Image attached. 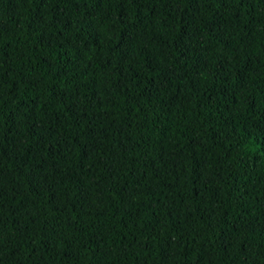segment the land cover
Wrapping results in <instances>:
<instances>
[{"label": "trees", "instance_id": "1", "mask_svg": "<svg viewBox=\"0 0 264 264\" xmlns=\"http://www.w3.org/2000/svg\"><path fill=\"white\" fill-rule=\"evenodd\" d=\"M0 264H264V0H0Z\"/></svg>", "mask_w": 264, "mask_h": 264}]
</instances>
